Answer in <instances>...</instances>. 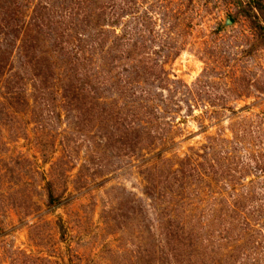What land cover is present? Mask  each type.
<instances>
[{"label": "rangeland", "instance_id": "rangeland-1", "mask_svg": "<svg viewBox=\"0 0 264 264\" xmlns=\"http://www.w3.org/2000/svg\"><path fill=\"white\" fill-rule=\"evenodd\" d=\"M0 264H264V0H0Z\"/></svg>", "mask_w": 264, "mask_h": 264}]
</instances>
